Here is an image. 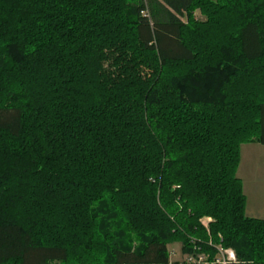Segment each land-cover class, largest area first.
<instances>
[{
  "label": "trees",
  "instance_id": "16d2710c",
  "mask_svg": "<svg viewBox=\"0 0 264 264\" xmlns=\"http://www.w3.org/2000/svg\"><path fill=\"white\" fill-rule=\"evenodd\" d=\"M249 142L264 0H0V264H264Z\"/></svg>",
  "mask_w": 264,
  "mask_h": 264
},
{
  "label": "rangeland",
  "instance_id": "374dc122",
  "mask_svg": "<svg viewBox=\"0 0 264 264\" xmlns=\"http://www.w3.org/2000/svg\"><path fill=\"white\" fill-rule=\"evenodd\" d=\"M146 2L147 1H145V3ZM144 13L149 14L147 7L144 9ZM193 16H195L197 19H200V20L204 19V16L200 14L198 9L194 11ZM243 148L244 146L240 148L239 167H238V173L236 172V175L241 176L244 185L247 187L249 191L248 193H249L250 200L253 201L254 191L255 193H257V191L264 189V155H261V153L257 151L250 153L249 151ZM262 199L264 200V196L262 197ZM212 220L213 219L210 216H203L200 218V222L204 226L205 230L207 231L208 237H211L210 232H209V223ZM209 244H211V238L209 240ZM217 249H218V253L215 256L216 257L214 259L215 262H221L224 264L225 261H229V260L234 261L236 259L235 252L232 248L230 247L223 248L221 245H218ZM168 253H169L170 262H176V261L195 262L196 259H201V258H198L199 254L194 255V254L183 253L181 250V243L178 241L168 244Z\"/></svg>",
  "mask_w": 264,
  "mask_h": 264
},
{
  "label": "crops",
  "instance_id": "0c3cea01",
  "mask_svg": "<svg viewBox=\"0 0 264 264\" xmlns=\"http://www.w3.org/2000/svg\"><path fill=\"white\" fill-rule=\"evenodd\" d=\"M243 146H244L243 149H246L250 153L257 151V152L261 153V155H264V144H262V143H259V142L244 143L240 146V148H242ZM238 167H239V165H238ZM238 167H237V171H236L237 173H238ZM237 177L242 182V185H243L242 189H243V193H244L245 199H246L245 215H247L249 217L263 218L264 219V200L262 199V197L264 196V189L257 191V193H255V191H254V193H253L254 200L251 201L250 197H249V193H248L249 191H248L247 187L244 185L241 176L237 175ZM257 197H259V198H257Z\"/></svg>",
  "mask_w": 264,
  "mask_h": 264
},
{
  "label": "built area",
  "instance_id": "2783aa9c",
  "mask_svg": "<svg viewBox=\"0 0 264 264\" xmlns=\"http://www.w3.org/2000/svg\"><path fill=\"white\" fill-rule=\"evenodd\" d=\"M142 13H143L144 15H148L147 13H144V10L142 11ZM223 262H224V261H223ZM225 262H226V261H225ZM225 262H224V263H225Z\"/></svg>",
  "mask_w": 264,
  "mask_h": 264
}]
</instances>
